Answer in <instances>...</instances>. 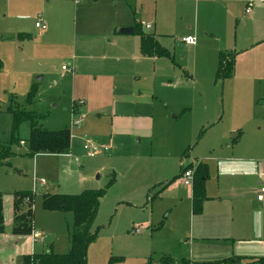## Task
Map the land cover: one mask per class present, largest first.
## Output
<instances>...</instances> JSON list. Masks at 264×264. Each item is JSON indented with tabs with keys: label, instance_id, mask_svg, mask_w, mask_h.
Masks as SVG:
<instances>
[{
	"label": "rangeland",
	"instance_id": "obj_1",
	"mask_svg": "<svg viewBox=\"0 0 264 264\" xmlns=\"http://www.w3.org/2000/svg\"><path fill=\"white\" fill-rule=\"evenodd\" d=\"M30 3L14 12L28 16L20 21L0 15V191L30 193L21 209L46 237L36 252L67 253L73 221L44 210L42 194L95 190L103 196L86 264L264 259V204L254 193L264 186V0L248 14L237 0ZM124 27L135 31L118 34ZM138 32L169 55H142ZM187 36L193 46L180 42ZM221 53L232 57L223 80ZM17 109L41 115L47 131L67 130L69 152L30 155L26 122L13 141ZM83 138L108 151L89 157ZM200 167L205 198L193 214L194 181L184 187L180 173Z\"/></svg>",
	"mask_w": 264,
	"mask_h": 264
},
{
	"label": "trees",
	"instance_id": "obj_2",
	"mask_svg": "<svg viewBox=\"0 0 264 264\" xmlns=\"http://www.w3.org/2000/svg\"><path fill=\"white\" fill-rule=\"evenodd\" d=\"M135 31V28H132ZM140 52L144 56H168V52L162 49L153 36L143 35L138 32ZM19 39L24 35H19ZM232 57L229 53H221L218 56L217 78L223 80L230 72ZM1 67V63H0ZM32 94V93H31ZM30 95H28L29 97ZM42 116L30 111L16 110L13 112L12 121V140L16 141L15 134L19 125L23 122L29 124L28 147L30 155L37 154H67L70 149V135L67 130L47 131L39 125ZM22 142L19 140V143ZM1 146L0 149H2ZM8 158L11 153L8 152ZM184 169L181 171H185ZM180 173V174H181ZM206 179V170L204 167L193 172L194 187L191 197V208L193 214H199L202 210L204 200V182ZM103 196L102 191L86 190L78 195L64 194H43L42 208L48 211H63L72 213V228L69 232L70 249L65 254H56L46 252L42 254H33L23 258V264H86V251L89 244L96 239L95 233L91 231V225L96 215L99 201ZM15 210V229H20L22 233H30L32 223V212L30 208L20 210L24 198H30V193L15 192L13 195ZM3 229L2 216V198L0 194V232ZM237 258H228L224 264H235ZM236 260V261H235ZM119 261V258L111 259ZM169 262V261H165ZM256 264H264V259H259Z\"/></svg>",
	"mask_w": 264,
	"mask_h": 264
},
{
	"label": "crops",
	"instance_id": "obj_3",
	"mask_svg": "<svg viewBox=\"0 0 264 264\" xmlns=\"http://www.w3.org/2000/svg\"><path fill=\"white\" fill-rule=\"evenodd\" d=\"M193 1L198 2L201 0H193ZM28 2H30V0H28V1L27 0H6L5 3L3 1H0V15L2 12H5L4 17L7 16V19L12 18L14 20L20 21V19L22 17H28V16H26L24 14H16L14 12H22V13L28 12L30 10V7H31V3L28 4ZM36 22H38V21L36 20L34 22V25ZM146 26L147 25H145L144 28ZM45 27H46V25H45ZM21 28L18 27L17 31H24L25 28H22V29ZM124 28H128V27H124ZM148 28H149V26H148ZM34 29L40 30V29H36L35 26H34ZM2 30H3V28L0 27V37H1ZM31 31L33 32L34 30H31ZM40 32H44L42 36H46L47 34L50 33L47 31V28H45V30H40ZM34 33H35V31H34ZM118 34H120V33H118ZM21 35H24V38H27V37H29L30 34L22 33ZM24 38H22L20 40H23ZM0 41H3V38H1ZM0 56H2L1 51H0ZM72 69H73V71H72V73H70L71 75L73 73H75V70H74L75 67L73 65H72ZM219 122H220V119H218V121L216 123H214L212 126L218 124ZM258 189L254 191L255 194L258 191ZM0 194H1V198H2V216H3V229L0 232V264H18V263L20 264L21 262H23L24 257L30 256L33 254H39L36 252L38 245H42V243L44 242L46 237L44 235V237L42 239L34 241L31 237V231H30V233H22V232H20V229H15L16 228L15 227L16 225L14 222L15 210H14V206H13V202H14L13 195L14 194L12 193L11 195L10 194L5 195V194H2L1 191H0ZM44 194H48V193H44ZM255 201H256V199H255ZM257 203L258 204H264L263 202H257ZM20 210H21V208H20ZM30 228L33 231H38V232L43 233L42 230L33 228L32 223H31ZM46 252H49V251H44L42 253H46ZM50 252H52V251H50ZM256 262H257L256 260H252L250 262V264H256ZM246 263L248 264L247 261L245 262V264ZM236 264H240V261H238Z\"/></svg>",
	"mask_w": 264,
	"mask_h": 264
},
{
	"label": "built area",
	"instance_id": "obj_4",
	"mask_svg": "<svg viewBox=\"0 0 264 264\" xmlns=\"http://www.w3.org/2000/svg\"><path fill=\"white\" fill-rule=\"evenodd\" d=\"M214 1H225V0H214ZM237 1H240L241 3H245V8H244L245 10L244 11L246 14H248V13H250L251 4L255 0H237ZM34 26L36 29H40V30H45V28H46L45 25L41 22H36ZM145 28L148 29V26H146ZM180 42L187 45V46H193L195 44V38L191 37V36H187V37L181 38ZM61 70L67 71L68 73H72V71H73L72 66L70 64L63 65L61 67ZM83 142H84L83 148L89 157H94L97 154H99L101 151H103V152L108 151V148H106V147H96L91 142V140H89L87 138H83ZM192 180H193V172L190 169L185 170L180 174V183L184 187H190ZM41 183H43V182H41ZM255 199L257 202H263L264 203V186L260 187L258 189V191L255 194ZM31 237L35 241V240L42 239L44 237V234L41 232H38V231L31 230Z\"/></svg>",
	"mask_w": 264,
	"mask_h": 264
},
{
	"label": "water",
	"instance_id": "obj_5",
	"mask_svg": "<svg viewBox=\"0 0 264 264\" xmlns=\"http://www.w3.org/2000/svg\"><path fill=\"white\" fill-rule=\"evenodd\" d=\"M133 32V30L131 29V28H122L120 31H119V33L120 34H123V35H125V34H131Z\"/></svg>",
	"mask_w": 264,
	"mask_h": 264
}]
</instances>
